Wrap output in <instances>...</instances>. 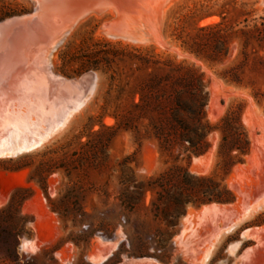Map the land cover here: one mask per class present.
I'll use <instances>...</instances> for the list:
<instances>
[{
  "label": "rangeland",
  "instance_id": "1",
  "mask_svg": "<svg viewBox=\"0 0 264 264\" xmlns=\"http://www.w3.org/2000/svg\"><path fill=\"white\" fill-rule=\"evenodd\" d=\"M260 17L262 0H0V264H264V65L235 69L239 40L218 61L182 46L200 27ZM137 48L203 74L205 152H162L138 112L132 128H117ZM230 112L250 150L224 176ZM174 166L213 176L235 202L176 218L170 188L155 217L141 186Z\"/></svg>",
  "mask_w": 264,
  "mask_h": 264
},
{
  "label": "trees",
  "instance_id": "2",
  "mask_svg": "<svg viewBox=\"0 0 264 264\" xmlns=\"http://www.w3.org/2000/svg\"><path fill=\"white\" fill-rule=\"evenodd\" d=\"M259 20V23L252 26L245 20L241 27H228L223 19L220 23L198 28L190 41L183 40L182 46L197 56L218 61L228 55L229 44L239 40L242 44V59L235 69H243L251 63L252 69L257 70L264 65V56H261L257 49H264V17ZM128 62L132 65L130 69L132 76L134 75V85L129 90L130 106L113 114L117 128H132L138 112V118L149 120L162 152H171L176 146L184 150L189 157L191 154L199 155L205 152L212 127L206 120L208 97L203 74L183 63H176L171 59L163 60L147 49H134L128 55ZM135 73L138 74L135 76ZM232 81L242 82L238 72L234 73ZM220 131L222 140L218 150V167L224 176H228L240 162V157L248 154L250 142L239 115L233 112L222 119ZM170 188H173L178 196H169ZM141 189L144 195L152 194L151 206L157 218L161 213L160 204L168 199L167 196L172 198L176 218L182 216L190 205L199 208L235 202L231 190L213 176L192 178L186 169L179 166L150 179ZM120 200L122 206H129L123 193ZM5 211L6 209L3 210ZM4 235L13 237L11 233H3L2 238H6ZM9 250V258H13L14 249Z\"/></svg>",
  "mask_w": 264,
  "mask_h": 264
},
{
  "label": "bare ground",
  "instance_id": "3",
  "mask_svg": "<svg viewBox=\"0 0 264 264\" xmlns=\"http://www.w3.org/2000/svg\"><path fill=\"white\" fill-rule=\"evenodd\" d=\"M165 13V12H164ZM159 17V16H158ZM156 19H157V17H156ZM160 22V21H159ZM159 22H158V24L157 25H159ZM158 27V26H157Z\"/></svg>",
  "mask_w": 264,
  "mask_h": 264
},
{
  "label": "water",
  "instance_id": "4",
  "mask_svg": "<svg viewBox=\"0 0 264 264\" xmlns=\"http://www.w3.org/2000/svg\"><path fill=\"white\" fill-rule=\"evenodd\" d=\"M262 2L264 3V0H262Z\"/></svg>",
  "mask_w": 264,
  "mask_h": 264
}]
</instances>
